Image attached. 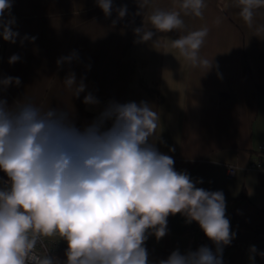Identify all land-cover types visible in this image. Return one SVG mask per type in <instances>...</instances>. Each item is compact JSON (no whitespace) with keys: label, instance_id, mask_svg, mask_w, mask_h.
Wrapping results in <instances>:
<instances>
[{"label":"crops","instance_id":"0c3cea01","mask_svg":"<svg viewBox=\"0 0 264 264\" xmlns=\"http://www.w3.org/2000/svg\"><path fill=\"white\" fill-rule=\"evenodd\" d=\"M141 2L113 0L106 17L96 0H12V30L19 36L16 43L0 36V79L19 77L21 83L0 90V98L11 106L28 96L41 107L69 111L80 130L110 98L147 102L160 118L155 146L173 158L174 170L187 173L196 187L224 193L236 235L223 247V264H264L259 254L249 260L250 246L264 251V171L249 166L264 139V3L204 0L202 15L195 16L185 14L182 0H146L140 9ZM125 5L119 18L117 9ZM156 9L178 12L183 27L141 42L134 29L147 25ZM201 29L207 35L198 55L212 60L208 70L173 43ZM13 55L20 59L10 64ZM70 73L86 85L79 98L64 86ZM88 93L100 104L85 105ZM4 180L0 171V187ZM41 239L54 258L66 259L63 239ZM205 245L215 251L199 224L177 213L167 217L166 235H149L144 246L149 264H158L176 249L183 254Z\"/></svg>","mask_w":264,"mask_h":264},{"label":"clouds","instance_id":"9594fccd","mask_svg":"<svg viewBox=\"0 0 264 264\" xmlns=\"http://www.w3.org/2000/svg\"><path fill=\"white\" fill-rule=\"evenodd\" d=\"M96 4L111 15L113 0ZM11 7L12 0H0V36L16 43ZM181 7L185 14L201 16L204 0H182ZM117 13L123 18L127 6ZM183 24L178 12L156 9L134 32L148 42ZM206 35L201 29L173 43L194 66L208 70L212 60L198 55ZM19 59L13 55L9 63ZM20 83L19 77H4L0 90ZM64 86L76 98L86 88L74 73ZM82 102L100 104L92 93ZM159 127V114L145 101L110 102L80 130L69 111L41 107L28 96L11 106L0 98V171L7 177L0 187V264H61L33 253L41 237L54 235L67 243L64 264H149L145 241L149 235L164 237L167 217L177 213L187 223L197 222L215 251L206 245L183 254L176 249L158 264H223V247L236 235L226 217L224 193L196 187L187 173L174 170L173 158L155 146ZM256 254L264 257L250 246L249 260L254 262Z\"/></svg>","mask_w":264,"mask_h":264},{"label":"built area","instance_id":"2783aa9c","mask_svg":"<svg viewBox=\"0 0 264 264\" xmlns=\"http://www.w3.org/2000/svg\"><path fill=\"white\" fill-rule=\"evenodd\" d=\"M2 49H3V45H2V42L0 41V57L2 54ZM110 102H116V103L122 104L120 100L115 99V98L108 99L107 105ZM97 116L95 117V119L97 118ZM110 123L111 122H108L106 124V127L110 126ZM249 166L251 168L258 170V171H264V139H262V141L259 143L258 157L256 159H254L253 161H251ZM233 171H234V167L229 166L228 174L231 175L233 173ZM33 253L38 255V256H41V257H43L44 255H50V256L54 257V254L50 251L49 247L45 243H43L41 238L37 241V244H36L35 248L33 249ZM56 259H58L61 262V264H64V261L66 260V259L62 260L60 258H56Z\"/></svg>","mask_w":264,"mask_h":264},{"label":"trees","instance_id":"16d2710c","mask_svg":"<svg viewBox=\"0 0 264 264\" xmlns=\"http://www.w3.org/2000/svg\"><path fill=\"white\" fill-rule=\"evenodd\" d=\"M262 252H264V251H262Z\"/></svg>","mask_w":264,"mask_h":264},{"label":"rangeland","instance_id":"374dc122","mask_svg":"<svg viewBox=\"0 0 264 264\" xmlns=\"http://www.w3.org/2000/svg\"><path fill=\"white\" fill-rule=\"evenodd\" d=\"M63 260V259H62Z\"/></svg>","mask_w":264,"mask_h":264}]
</instances>
